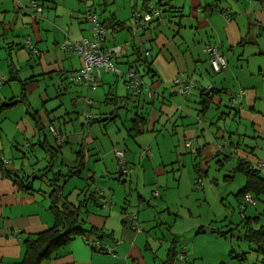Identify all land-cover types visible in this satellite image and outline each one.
I'll return each instance as SVG.
<instances>
[{
    "label": "crops",
    "instance_id": "obj_1",
    "mask_svg": "<svg viewBox=\"0 0 264 264\" xmlns=\"http://www.w3.org/2000/svg\"><path fill=\"white\" fill-rule=\"evenodd\" d=\"M32 1L0 0V151L5 162L3 168L0 167V264H24L27 240L57 222L52 204L55 187L51 179L58 177L53 173L67 174L70 169L79 167V174L64 177L59 183L62 184L63 197L80 208L84 233L75 235L43 264H236L233 260L229 262L228 257L235 258L232 253L236 252L230 249L226 239L230 231L238 230L242 223L233 224L230 220L227 230L220 229L223 224L215 228L211 224H202L194 234L198 223L189 227L181 225L178 222L181 215L173 213L168 184L163 186L165 193L158 190L159 198L153 196L154 174L162 175L167 172V165L174 168L178 162L182 167L184 159L178 157L166 163L164 160L158 162V157L153 162L141 164L139 174L134 177L118 173L119 163L114 149L116 146L122 148L117 143L123 139L129 152L125 153V158L132 159L131 150L139 144L137 136L146 130L160 132L162 128L170 132L168 127L171 126L177 128L171 133L176 134L179 130L185 146L195 155L205 154L206 161L212 154L219 156L221 168L231 165L234 173L245 174L237 170L241 162H251L252 165L264 162V86L259 87L251 80L254 75L251 69H239V62L245 54L240 45L246 43L260 48L254 36L255 31L262 35L264 30V0H177L174 6L172 0H168V12H172V8L180 9L184 14L179 17L194 19L198 26L210 27L213 37L210 36L208 42L219 45L222 51L226 44L232 52L223 70L224 80L220 86L218 81L213 82L215 89L205 107L201 104V94L209 86L206 84L211 82L214 69L204 47L203 59L196 46L184 50V44H175V34L179 31L173 30V26L176 27L173 16L161 14L159 24L135 28L134 43L140 50L150 51V63H136L138 55L131 47L125 50L118 63L123 70L129 69L131 64L138 65L145 83L155 91L149 109L128 100L126 79L120 78L124 75H117L115 79L110 72L104 73L97 88L87 93L84 85L70 80L83 64L81 55L70 46L73 41L89 35L85 16L90 5L101 11L104 20L113 17L115 23H122L115 28L111 22L106 23L109 26L108 45H115L113 42L121 31L131 32V25L120 15V6L114 9L109 6L115 5L116 0H34L42 3L43 9L39 12L31 5ZM145 2L142 0L140 9L135 6L133 14L135 11L146 13ZM179 3L180 7L175 6ZM135 5H138L137 1ZM181 21L178 27H183ZM223 28L226 33L222 32ZM29 38L40 54H35L26 45ZM188 50L190 53L186 56L184 53ZM259 50L264 52L261 48ZM260 65L257 75L264 77V63ZM229 67H232V74L239 69L246 76L242 79L240 74L236 75V84L232 80L231 87L235 92L227 83L232 79ZM180 75L195 82L188 95H177L174 80ZM229 92L232 99H238V104L221 114L223 119L224 115L232 117V123L229 126H217V123L214 126L216 132L212 128L213 119L211 126L204 125L203 130L209 131L205 135L202 124L214 103L215 94ZM217 102L219 108L221 102ZM130 104L135 109L129 111L133 115L131 125L119 139V132H110L109 128L120 120V110L128 109ZM141 115L147 117L146 122L143 123ZM51 125L61 132V143L54 142L49 136ZM220 131L223 142L220 143L218 138L215 140L217 149L214 153L213 146L209 147L210 136H220ZM132 142H135L134 146ZM40 149L51 153L48 164L43 166L39 160H31L32 153L35 155ZM53 151H57V156L52 154ZM68 153L72 156L67 157ZM53 157L54 172L42 176ZM193 165L199 176L202 172L208 173L198 159ZM148 171L152 172L153 179ZM131 176L137 178L135 182L129 181ZM259 176L264 178V171H260ZM18 177H23L24 182H17ZM246 181L245 174L244 185ZM94 191L104 197L93 199ZM238 193L236 202L244 213L240 235L249 242L250 251L258 253L256 245L245 237V232L250 228L264 227V210H258L259 205L243 207ZM263 197L264 192L259 200ZM90 228L102 234V240ZM199 238H202V249L196 245ZM208 242L211 245H207ZM183 245H187V252L182 260L179 254ZM174 249L178 252L175 257L170 255V250ZM247 255L248 251L243 249L239 254L240 264H264L263 255L258 253L252 262ZM260 260L263 261L260 263Z\"/></svg>",
    "mask_w": 264,
    "mask_h": 264
},
{
    "label": "rangeland",
    "instance_id": "obj_2",
    "mask_svg": "<svg viewBox=\"0 0 264 264\" xmlns=\"http://www.w3.org/2000/svg\"><path fill=\"white\" fill-rule=\"evenodd\" d=\"M136 1L138 2V5H135ZM176 1L177 0H172L171 4L174 6V3ZM115 2H116L115 5L110 4L109 6L113 9L116 8L117 6H120L121 8L120 15L123 17V19L127 20V22L129 23V25H131L132 28H131V32L128 30H124V31H121L119 35L116 34L117 35L116 41H114L113 44L117 46L123 45V46H126L128 49L131 47V42L135 40V35H136L134 34L136 30H135V25L133 24L134 19H133L132 10L134 9L135 6L140 9L142 0H139V1L138 0H116ZM153 2H154L153 5L155 7L160 8L162 10V15L165 14L164 16H171V18L173 16L174 24H176V27L175 25L173 26L174 27L173 30L175 32L179 31L178 34L177 33L175 34L177 38L173 42L174 43L180 42L181 44H184L182 45L184 50H187V49L191 50L193 47L196 46L198 50L200 51L201 58L204 59L205 55L202 49L203 47L205 49L207 43L210 44V42H208L210 36L213 37V35L211 34V32L213 31L212 30L211 32L209 31L210 27L198 26L197 25L198 23H195L193 21L194 19L189 20L187 17H179V15L184 14L182 11H180V9L172 8L171 9L172 12H168L167 10L170 9V6L167 4L168 0H164L163 4L165 5H161V6L159 5V0H154ZM225 3L226 2H224L223 4ZM90 6H91L90 8L92 9L96 8L98 15L102 17L101 11L96 6L94 7L93 5H90ZM175 6L180 7L181 3ZM218 8H221V6ZM187 14H189L188 10H187ZM181 19H182L181 24L183 27L181 26L178 27V23ZM156 24H159L158 21L153 22V26ZM88 32H89L88 38H92V32L90 28H88ZM222 32L226 33L224 28L222 29ZM263 32H262V35H259L258 31H255L254 38L259 43L260 48L264 50V33ZM123 36H126L127 38L126 37L124 38ZM109 37H111L110 34H109ZM240 46H241V49H245V54L243 56V60H240L239 62L240 63L239 69H244V70L251 69L252 70L251 72L254 73V75L251 77V80L255 81L259 87L264 86V77L257 75L258 70H260L259 69L261 66L260 64L264 63V52L261 53L258 45H251V44L245 43L244 45H240ZM172 48H174V46H172ZM238 49L240 48L238 47ZM190 50H188V52L186 51L184 54H186L187 56V53H190L189 52ZM220 50L222 51L221 48ZM223 52L228 62V57H230L232 54V52L228 49V45L225 44V50ZM208 57L209 55L207 54V58ZM249 62H250V66H247ZM116 67L120 70L119 73H127L128 69L123 70L124 68L121 67L119 63L116 64ZM239 69L235 70L232 74V71H231L232 67H229L228 72L230 73L232 79L231 80L229 79L227 83H228V87L231 88V90L234 89V87H231L233 84V81L235 84L238 82L236 75L240 74L241 76L240 78L242 79L246 78V76H243V74L239 72L240 71ZM107 72L108 71L103 69L102 74L107 73ZM109 72L111 73L110 75H112V77H115L116 79L117 74L115 73V71L111 70ZM105 75H108V74H105ZM120 75L121 74H119V76ZM211 75H212L211 77L212 83L209 82V84L207 83L206 85L207 86L209 85L208 87H210L213 85V82L218 81V84L220 86V82L224 80L225 72L224 71L215 72L214 70H212ZM120 78L121 80L123 78L126 79V77H123V76H121ZM221 78L222 80H220ZM82 85L85 86L86 93L87 91L92 90V88H89L86 84H82ZM149 86L151 85L147 84V86L145 87L142 93L143 94L142 99L140 100L141 104H143L144 106L146 105L145 107L148 109L152 108L149 104V101H151V97L148 94ZM126 87L128 89L127 85ZM233 92H235V89ZM101 95H104V92H101ZM177 95L182 96L181 93H178ZM221 95L222 97H219ZM221 95L215 94L214 103L212 107L209 109L208 115L204 116L205 123L202 124V133L204 131L205 135L209 134V131L208 129L203 130L204 125L208 123V126H211L210 121H212L213 119H215V123L212 128H214V126L217 125V123L219 124L217 126H224L225 124L229 126L232 123V117H230L229 115H224V119H223L222 114H221L222 112L224 113V112H228L231 110V107L233 106L232 98H231L232 93L230 92L223 93ZM144 100H146V103ZM217 101L221 102L220 103L221 106L219 108H217V105H218ZM79 103L81 104V107H82L83 102L80 101ZM128 107H129L128 109L120 110L121 112L120 120L118 119L117 122L114 123L109 128L110 132H115V133L119 132V139H121L122 136L125 135L124 133L126 132L127 127L131 125L130 121L133 115H131L132 113L129 114V111L132 112L135 109L132 108V104H130ZM81 112H82V108H81ZM125 123L127 124V126H125ZM55 124L56 126H59L58 123H55ZM168 128L170 129L169 130L170 132H168L167 129L162 128L160 132L146 130L144 133L137 136L136 138L137 142L141 144L140 145L136 144V148H132L131 152L134 154V157L132 159L128 157V159L126 160L127 161L126 166L129 169L128 175H133L134 177H136V175L139 174V171L142 168L141 164L143 163L145 164L148 161L153 162L158 157H159L158 162H160L161 160H164V162L166 163H170L173 160H177L178 157H180V160L184 159V162H183L184 166L180 167V164L178 162V164L174 165L175 169L172 166L167 165L166 166L167 172H165L162 175L154 174L155 183L152 185L153 186L152 189L154 190L153 196L155 195L156 198H159L158 195L155 194L156 191L159 190L160 192L162 191L163 193L165 191L163 186L165 184H168V186L170 187L169 188L170 190L169 201L171 202L173 213H178L181 215V218L179 217L178 219V222H180L181 225H185L189 227L190 225L194 223H198L197 227L193 231L194 234L198 232L197 230L202 224H204L205 226H208V224H211L214 228L220 224H223L224 226L220 225V229L227 230L229 229L228 225H229L230 220H232L233 224L242 223L238 230L236 229V230L230 231V233L228 232L229 234H228L226 241L228 240L227 243L230 246V249H233L236 252V253L234 252L232 253L235 258H232L231 256H229L228 259H229V262L233 260L236 262V264H240L242 261L240 260L241 258L239 254L244 249L248 251L247 259L249 260V262H252V258L259 256V255L254 250H253L254 252L250 251L251 246L249 242H247L244 239V237L240 235L242 231V225H243V218H241V216L242 215L244 216V213H242L241 208H240L241 205L240 207L238 206L236 202V198H235V195H237V193L239 192V190L243 187L245 183V174L241 172L234 173L233 172L234 168L231 165H228L225 168H221L220 161H219L220 159L218 158L219 156H212L213 155L212 154L210 158L209 156L207 157L209 159L208 161H206L205 154L201 156L195 155L192 149L187 148L185 146V140L182 136V133L179 130H177L178 133L176 134L171 133L172 131H175L177 128L176 127L171 128V126H169ZM215 128H214V131H216ZM157 129H161V128L158 127ZM221 133L222 132L220 131V136L219 135L210 136V141H209L210 146L209 147H211V145L213 146L212 152L214 153L217 149L216 148L217 143L215 142V140L218 138V141L220 143L223 142ZM49 136L54 141V139L51 136V133H49ZM201 138H202V135L199 138L200 141H201ZM123 142L124 141L122 139L121 141L117 143L119 146H122V148L116 146L114 150H123L125 151V153H127V149L126 147H124L125 144H123ZM131 144L132 146H134L135 142H132ZM147 147L151 148V151L153 153L152 156L148 157L147 155L143 154V149ZM47 153L43 149L37 150L35 152V155L34 153H32L31 160H34V161L39 160L40 166L46 165L49 162L48 159L51 157L49 155L50 151L48 154ZM156 153H157V156H156ZM127 154H129V152ZM66 155L67 157L72 156L71 153L70 154L68 153ZM142 157L145 158L144 162L143 160H141ZM197 159H198V162H201L202 167H205L208 169L207 174H203L202 172V174H200L199 176L198 172H196L193 164L196 162ZM148 173H151L149 177L152 178V172L148 171L147 174ZM133 176L128 177L129 181L131 180H133V182L136 181L137 178H134ZM146 178H147V175H146ZM141 180L142 178L140 179V181ZM258 205L259 206L257 209L260 211H263L264 210V197L263 199L258 200ZM249 208H253V205H249ZM211 220H214V221L210 223ZM231 227H234V226H230V228ZM200 235H202V233ZM240 236L242 237L241 239H240ZM196 245L202 249V238H199L197 240ZM207 245H211V243L208 242ZM261 261L262 260H260V263Z\"/></svg>",
    "mask_w": 264,
    "mask_h": 264
},
{
    "label": "trees",
    "instance_id": "obj_3",
    "mask_svg": "<svg viewBox=\"0 0 264 264\" xmlns=\"http://www.w3.org/2000/svg\"><path fill=\"white\" fill-rule=\"evenodd\" d=\"M145 1L146 2H145V7L144 8H145L146 11H148L150 5H152L153 3H151V0H145ZM39 4L42 5V3H39ZM159 5L161 6V5H165V4H163L162 0H160L159 1ZM93 9L96 11V8H93ZM87 12H86V14H87ZM138 12H140V11H138ZM96 13H97V11H96ZM160 18H161V16L160 17H154L152 19V21L149 22V23H145V22L142 21L140 27L141 26L142 27H151V25H153V22H155V21L159 22ZM100 19H101L103 25L106 27L107 33H108V29H109V26H107V24L109 22L114 24L113 25L114 28H115V26L117 27L118 24H122V23H118L120 21L115 23L113 21V17L112 18L109 17L106 20H104L102 17H100ZM140 27L138 29H140ZM29 40H30V38H29ZM210 44L216 45V44H213V43H210ZM210 44L207 43L206 46L210 45ZM104 45L106 47L116 46V45H108L107 44V34H106V40H105ZM131 48L133 49L134 53L138 55V60L135 61L136 63L137 62H141L144 65H146V63L147 64L150 63V61H149V56L150 55H147V52L150 53L149 50H144V51L140 50V48L135 45L134 41L131 42ZM126 49H127V47L123 46L122 51L114 55V62L116 64H118L119 58L124 54ZM39 54H40V52H39ZM130 71L136 72L143 79L144 76L140 73V71L138 69V65L131 64L129 69L127 70V73L130 72ZM149 72H152V71L149 69ZM75 73H73V74H75ZM115 73L117 75H119V74L124 75V77H126L125 83L128 86L129 79H128L127 73H119V72H116V71H115ZM102 75H101V77H102ZM101 77L97 78L96 82L93 84V86H95V87H91L92 89H96L97 88V84L100 81ZM70 80H71V77H70ZM143 81H144V79H143ZM80 84H83V83H80ZM146 86H147V84L144 81V84H143L142 89H141L140 92L131 91L129 86H128V92H129L128 93V100L134 101V102L140 104L141 103L140 97L142 96V93H143V91H144ZM149 87H151V86H149ZM214 89H215V87L212 85V88H209V87L207 88L206 87L205 89L202 90L201 104L204 107L207 106V104L209 102L208 100L210 99L211 93L214 91ZM134 98H136V101L134 100ZM235 100L238 101V99H236V98L232 99L233 106H236L238 104V102L237 103L234 102ZM140 118L143 121V123L146 122V120H147V117L145 115H144V117H143V115H141ZM51 126H53V125H51ZM57 131L62 136L61 132L58 129H57ZM139 131H143V129H140ZM53 139H54V141L56 143H61V141L58 142V140H56L55 138H53ZM52 154L53 155L56 154V156H57V151H53ZM145 155H147V154H145ZM147 156H149V155H147ZM51 162L52 163L48 167H46V171H45L44 174H42V176L45 175L47 177L48 173L53 170L54 157L52 158ZM248 163L247 162H241L238 165V167H237L238 171L245 172V174L247 176L246 184L243 186V188L239 191L238 194L241 195V197L243 199V196L245 194L252 193L259 200L260 194L264 192V178L259 176V172L260 171H256V170L252 169V163L251 162H248ZM4 165H5L4 157H3V155H2V153L0 151V167L3 168ZM80 169H81V167H79V169H75V170L74 169H70L67 174H63L60 171L53 173L54 171H52L54 176L56 174L57 177H58V178L51 179V181L53 182V186L55 187L54 188V193H53L54 200H53L52 204H53V208H54V213H55V215L57 217V222L50 229H47L46 231L39 233L37 235V237L30 238V239L27 240V252H26L25 259H24V264H43L45 262V260L48 259L49 257H51V255L57 249L59 250L60 247H62L63 245L67 244L75 235L84 233V228L82 227V225L84 224L83 223L84 221H83V219L81 218V215H80V208H77V207L73 206L72 204H70L68 202V200L65 197H63L62 184L59 183L62 180V178H64V177L68 178V177H71L73 175L79 174ZM118 173H121V170H119ZM42 176H41V179L44 178ZM19 180H21V183H22V181L24 182L23 177H18L16 179L17 182H19ZM97 196L104 197V195H100L99 192L94 191L92 193V198L95 199ZM89 230H91L93 232V234L97 238L102 240V238H103L102 234H99L94 228H90ZM245 237L251 243H254L256 245V247H257L256 251L259 254L264 256V227H260L258 229L250 228V229L246 230ZM186 250H187V246L186 247L183 246V250L179 254L180 259L183 260L185 258V254L187 252ZM177 253L178 252H176L175 249L173 251L170 250V255H172L173 257H175V255H177ZM182 255H184V258H181Z\"/></svg>",
    "mask_w": 264,
    "mask_h": 264
},
{
    "label": "built area",
    "instance_id": "obj_4",
    "mask_svg": "<svg viewBox=\"0 0 264 264\" xmlns=\"http://www.w3.org/2000/svg\"><path fill=\"white\" fill-rule=\"evenodd\" d=\"M31 5L38 12L42 11L43 9L42 5L36 1H32ZM161 14L162 10L155 7L153 4L150 5L148 11L144 14L136 11L133 14V18L136 23L135 28L138 29L142 21L149 23L154 17H160ZM86 20L92 32V38L86 37L71 43L70 48H72L75 52H78L83 60L81 69L71 76V80L77 83L86 84L91 88L95 87L93 84L96 82L98 77H101L103 69L106 71L113 70L120 72V70L116 67V63L114 62V55L122 51L123 45H116L113 47H106L104 45L107 29L103 25L100 16L94 9L90 8L88 10L86 14ZM26 44L32 51H34L36 54H39L35 45L29 39L26 41ZM205 51L209 55L208 61L212 65L215 72H222L227 67V59L224 52L220 50L219 45H207ZM147 55H150V53L147 52ZM127 75L129 79L128 86L130 90L134 92H140L144 84L142 77L134 71L128 72ZM174 84L177 87V91L179 93L182 95H188L191 89L194 87L195 82L191 79H188V77L185 75H180L176 77ZM209 88H212V86ZM154 93V89L152 87H148V94L151 98L154 97ZM234 102L237 103L238 101L235 100ZM50 132L52 137L58 140V142L63 141V137L54 126H50ZM115 154L119 163L118 171L121 170L122 175H128L129 169L126 166L125 151L115 150ZM143 154L152 156L153 153L151 148L147 147L143 149ZM252 169L256 171H264V162L258 161L254 163L252 165ZM155 194L159 195V191L157 190ZM247 205H258V199L252 193H247L243 196V207ZM109 251L112 252V249H109ZM181 258H184V255H182Z\"/></svg>",
    "mask_w": 264,
    "mask_h": 264
}]
</instances>
